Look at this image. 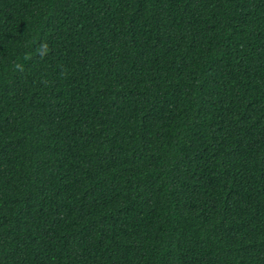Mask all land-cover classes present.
<instances>
[{
  "label": "trees",
  "instance_id": "1",
  "mask_svg": "<svg viewBox=\"0 0 264 264\" xmlns=\"http://www.w3.org/2000/svg\"><path fill=\"white\" fill-rule=\"evenodd\" d=\"M0 264H264V0H0Z\"/></svg>",
  "mask_w": 264,
  "mask_h": 264
}]
</instances>
